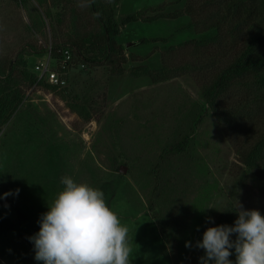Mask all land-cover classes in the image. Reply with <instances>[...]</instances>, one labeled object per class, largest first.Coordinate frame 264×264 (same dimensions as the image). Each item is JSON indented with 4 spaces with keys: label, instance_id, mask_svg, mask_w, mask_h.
Here are the masks:
<instances>
[{
    "label": "rangeland",
    "instance_id": "obj_1",
    "mask_svg": "<svg viewBox=\"0 0 264 264\" xmlns=\"http://www.w3.org/2000/svg\"><path fill=\"white\" fill-rule=\"evenodd\" d=\"M71 1L82 15L66 19L75 33L90 2ZM109 2L124 72L76 65L55 88L23 70L56 41L45 12L59 6L0 0V71L23 95L0 120V264H197L231 204L241 223L215 264H264V149L251 166L238 152L264 136V87L237 82L214 108L203 98L261 23L234 12L254 0ZM65 5L69 15L75 4ZM137 11L143 19L122 23ZM187 128L193 150L156 177L160 154Z\"/></svg>",
    "mask_w": 264,
    "mask_h": 264
},
{
    "label": "trees",
    "instance_id": "obj_2",
    "mask_svg": "<svg viewBox=\"0 0 264 264\" xmlns=\"http://www.w3.org/2000/svg\"><path fill=\"white\" fill-rule=\"evenodd\" d=\"M67 1L75 4L70 8L69 15L65 11V2ZM89 2L90 14L88 13L86 16V25L81 31L72 33L66 25V19L69 17L73 23L81 21L82 15L78 9L80 4L71 0H54V4L59 6L60 10L55 14L51 10H46L45 15L48 22L45 24L49 25L51 34L56 38V41L45 48L42 56L50 51L52 58L57 61L63 58L64 50L69 49L72 56L70 70L76 65L84 68L108 64L111 65L113 73H123L126 56L123 45L117 41L120 29L118 22L115 21V14L110 2L109 0H89ZM187 10L194 20V9L188 6ZM141 12L127 14L122 23L127 24L143 19ZM234 12L254 16L253 18L260 20L261 23L254 31H249L250 36L239 47L234 48L230 60L216 72L211 81L204 83L203 98L209 108H214L221 97L230 91L237 82L243 81L248 85L255 83L264 87V0H254V3L251 4L242 3L235 7ZM92 24L95 25V29L88 30L87 27ZM24 66L25 77L31 83L35 84L39 81L57 87L45 79H39V72L34 67L30 69L27 63ZM166 71V66L155 70L154 78L164 77ZM0 73L4 75L0 78V120L1 123H6L21 103L23 95L18 88V82L11 77L10 73L6 74V70L3 68ZM203 115L204 111L201 108L198 119L202 118ZM175 137V141L164 148L153 168L156 177L161 176L166 165L173 164L178 158L188 156L194 148L195 136L189 128L177 130ZM263 149L264 136H260L247 148L238 151L242 163L251 166L258 159ZM158 181L161 183V179ZM240 223L241 215L231 204L220 218L218 226L207 241L204 253L199 257L197 264H215L219 252L234 235Z\"/></svg>",
    "mask_w": 264,
    "mask_h": 264
},
{
    "label": "built area",
    "instance_id": "obj_3",
    "mask_svg": "<svg viewBox=\"0 0 264 264\" xmlns=\"http://www.w3.org/2000/svg\"><path fill=\"white\" fill-rule=\"evenodd\" d=\"M71 60L72 56L69 49H65L63 58L57 61L52 58L49 51L44 56L38 57L33 67L39 72V79H45L48 83L57 87H64L69 82Z\"/></svg>",
    "mask_w": 264,
    "mask_h": 264
},
{
    "label": "water",
    "instance_id": "obj_4",
    "mask_svg": "<svg viewBox=\"0 0 264 264\" xmlns=\"http://www.w3.org/2000/svg\"><path fill=\"white\" fill-rule=\"evenodd\" d=\"M132 43H134V42H129V43H127V45H130V44H132ZM121 169H123V168L121 167Z\"/></svg>",
    "mask_w": 264,
    "mask_h": 264
}]
</instances>
